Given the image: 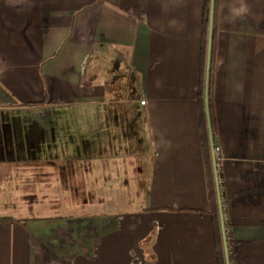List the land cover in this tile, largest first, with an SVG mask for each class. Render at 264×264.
I'll use <instances>...</instances> for the list:
<instances>
[{
	"label": "crops",
	"instance_id": "1",
	"mask_svg": "<svg viewBox=\"0 0 264 264\" xmlns=\"http://www.w3.org/2000/svg\"><path fill=\"white\" fill-rule=\"evenodd\" d=\"M202 19L203 0H0V179L24 173L0 181V264H220ZM216 22L230 264H264V0H218Z\"/></svg>",
	"mask_w": 264,
	"mask_h": 264
},
{
	"label": "trees",
	"instance_id": "2",
	"mask_svg": "<svg viewBox=\"0 0 264 264\" xmlns=\"http://www.w3.org/2000/svg\"><path fill=\"white\" fill-rule=\"evenodd\" d=\"M217 4L218 0L214 1V14H213V23H212V37H211V52H210V63H209V75H208V109H209V116H210V123L211 129L213 134V144L216 145V120L213 113V102H212V88H213V72H214V64H215V38H216V31H217ZM208 9H209V0H203V19H202V38H201V48H200V79L197 89V103L199 107V119H200V130L202 136V146L204 149L205 154V161L208 167V191H209V198L212 206L213 217L216 221V224L219 222L218 216V207L216 201V192L215 186L213 181V174L210 170L211 164V156H210V149H209V142H208V135H207V128H206V120H205V113H204V105H203V86H204V69H205V56H206V41H207V26H208ZM220 172H218L219 180H221ZM221 186V181H220ZM9 217H0V219H7ZM227 244L229 247V240L228 234L226 232ZM229 260L231 262L232 254L229 252ZM218 260L220 264H225L224 261V254H223V246H222V238L221 234L218 236Z\"/></svg>",
	"mask_w": 264,
	"mask_h": 264
},
{
	"label": "water",
	"instance_id": "3",
	"mask_svg": "<svg viewBox=\"0 0 264 264\" xmlns=\"http://www.w3.org/2000/svg\"><path fill=\"white\" fill-rule=\"evenodd\" d=\"M214 1L209 0V9H208V26H207V41H206V56H205V69H204V86H203V105H204V113L206 120V128L211 156V164H212V172H213V180L216 192V201L218 207V216L220 223V231L222 237V245H223V254L225 264H230L229 254H228V244L226 238V229H225V221L223 214V205H222V196L220 191L219 178L216 167V158L214 153V144H213V134L210 123L209 109H208V75H209V63H210V52H211V37H212V23H213V14H214Z\"/></svg>",
	"mask_w": 264,
	"mask_h": 264
},
{
	"label": "rangeland",
	"instance_id": "4",
	"mask_svg": "<svg viewBox=\"0 0 264 264\" xmlns=\"http://www.w3.org/2000/svg\"><path fill=\"white\" fill-rule=\"evenodd\" d=\"M36 175V173H34V172H29V173H27L26 174V178H28V180L29 179H31V178H33L35 175ZM24 173H22V172H19V171H17V172H13V173H11L10 175H9V177L8 178H5V180H9L10 182L9 183H11V185H13L14 183V181L15 180H18V181H20V182H22V180L24 179ZM41 175V173H39L38 174V176H40ZM43 175H45V174H43ZM4 180V181H5ZM32 180V179H31ZM46 180V179H45ZM0 181H1V183L2 182H4V181H2V179H0ZM12 181V182H11ZM25 181L26 180H24V183H25ZM30 181V180H29ZM77 181V180H76ZM76 181H74V180H72V184L74 185L75 184V187H78V185H77V182ZM10 190V189H9ZM12 191L13 190H16L15 188H12L11 189ZM118 192V190H116V192L114 193V194H118L117 193ZM61 196H60V194L58 193V191H57V189H55V194H54V198H57V199H59ZM93 197V196H92ZM92 197H91V200H94V198L92 199ZM61 199V198H60ZM62 200V199H61ZM11 206H14V207H16V204H12ZM75 206V205H74ZM107 206V207H106ZM101 207H103V208H101L100 210H96L97 209V206H95L94 204L93 205H91L90 207H85V209L84 210H81V209H79L78 207H74V208H69L67 211H66V213H69V214H71V216H73V217H82L83 216V213L84 212H86L87 214H95V213H97V212H99V211H103V212H106L107 210H109L110 209V207L108 206V205H102ZM17 208H19L18 206H17ZM56 208H59L57 205H56ZM97 212H96V211ZM56 212H57V210H56Z\"/></svg>",
	"mask_w": 264,
	"mask_h": 264
},
{
	"label": "built area",
	"instance_id": "5",
	"mask_svg": "<svg viewBox=\"0 0 264 264\" xmlns=\"http://www.w3.org/2000/svg\"><path fill=\"white\" fill-rule=\"evenodd\" d=\"M219 152H220L219 146H218V144H216V145L214 146V153H215V158H216L217 173L219 172V163H218ZM218 178H219V177H218ZM219 183H220V180H219Z\"/></svg>",
	"mask_w": 264,
	"mask_h": 264
}]
</instances>
